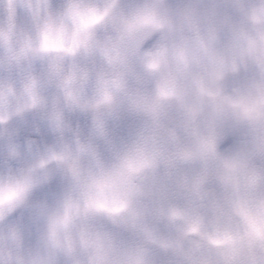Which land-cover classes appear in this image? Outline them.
Here are the masks:
<instances>
[{"label":"clouds","instance_id":"9594fccd","mask_svg":"<svg viewBox=\"0 0 264 264\" xmlns=\"http://www.w3.org/2000/svg\"><path fill=\"white\" fill-rule=\"evenodd\" d=\"M0 264H264V0H0Z\"/></svg>","mask_w":264,"mask_h":264}]
</instances>
